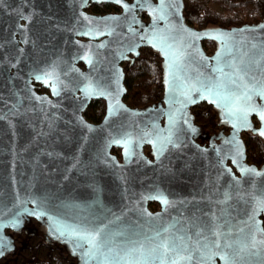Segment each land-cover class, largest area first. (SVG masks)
Wrapping results in <instances>:
<instances>
[{"label": "water", "instance_id": "obj_1", "mask_svg": "<svg viewBox=\"0 0 264 264\" xmlns=\"http://www.w3.org/2000/svg\"><path fill=\"white\" fill-rule=\"evenodd\" d=\"M101 1L121 12L87 11ZM183 11L0 0V259L16 248L6 230L35 218L83 264H264V164L246 162L241 136L264 141V18L198 30ZM145 46L162 59L164 96L135 109L122 63ZM93 100L100 122L84 115ZM202 103L229 127L204 144L191 115Z\"/></svg>", "mask_w": 264, "mask_h": 264}, {"label": "trees", "instance_id": "obj_2", "mask_svg": "<svg viewBox=\"0 0 264 264\" xmlns=\"http://www.w3.org/2000/svg\"><path fill=\"white\" fill-rule=\"evenodd\" d=\"M183 17L196 29L210 27L242 26L260 23L264 18V0H183ZM107 8V9H106ZM103 5H92L89 11L100 14L108 10ZM203 49L211 55L216 50L214 41H204ZM139 57L130 58L123 65V85L126 88L124 102L135 109L148 108L156 104L164 96L163 62L157 51L145 46L139 50ZM105 102L93 100L84 111L87 120L100 122L105 113ZM194 122L203 129L198 141L204 144L208 139L222 130L229 131L226 123H222L214 108L206 103L191 108ZM253 124L258 127L259 121L254 118ZM244 141L245 157L248 164L260 167L264 164V141L250 131L241 134ZM150 154V148L145 147ZM120 150L113 148L111 152L120 157ZM264 225V217L262 219ZM16 248L0 259V264H76L59 242L54 241L46 232H42L35 223L26 225L18 235Z\"/></svg>", "mask_w": 264, "mask_h": 264}, {"label": "flooded vegetation", "instance_id": "obj_3", "mask_svg": "<svg viewBox=\"0 0 264 264\" xmlns=\"http://www.w3.org/2000/svg\"><path fill=\"white\" fill-rule=\"evenodd\" d=\"M128 1H132V0H128ZM103 4H104V6H107L109 8H108V10H106L105 12L100 13V14H107V13H110V12H113V13H120L121 12V9L118 6H115L112 3H107V2H104V1H101L99 3H96V2L95 3H92L91 2V3H89V6L88 7H90L92 5L99 6V5H103ZM87 11H89V9H87ZM91 13L96 14L94 12H91ZM100 14H96V15H100ZM139 16H140V19H142V21L145 22V23L150 20L149 17L144 12L143 13L140 12L139 13ZM81 66H83V65H81ZM36 90H38L39 92H42V93H49V89H45V88L41 87L39 84H37ZM218 116H219V114H218ZM223 134L224 133L221 130L219 134L211 137V141L219 140L221 137H223ZM149 208H150L151 211H158V210H160L161 207H160V204H158L155 201H152L151 203H149ZM33 223H36V224L37 223H40V224H42V222L40 221V219L37 220L35 218H30V220H27L26 221V225H31ZM6 233H8V235H12L13 236V238L15 240V244L17 243L18 235L21 234V232L20 233H13V232H11L9 230H6ZM54 241H57V240H54ZM69 242L71 243V241H69ZM67 244H68V242H67ZM61 245L67 250L66 246H64L65 244H62L61 243ZM78 252H79V255H78V257L76 259L73 256L72 257L75 259V263H76V261H78L79 263L83 264V261L85 259L83 249H80Z\"/></svg>", "mask_w": 264, "mask_h": 264}, {"label": "rangeland", "instance_id": "obj_4", "mask_svg": "<svg viewBox=\"0 0 264 264\" xmlns=\"http://www.w3.org/2000/svg\"><path fill=\"white\" fill-rule=\"evenodd\" d=\"M205 130H208V128H206V129H203L202 127H201V132H203V131H205ZM227 133V132H226ZM35 225L42 231V232H46L47 233V231H46V228H45V226H43L42 224H40V223H35ZM52 238V237H51ZM67 249H68V247H67ZM68 251H71L70 249H68ZM78 254H77V252H75V256H74V258L76 259V256H77Z\"/></svg>", "mask_w": 264, "mask_h": 264}, {"label": "snow or ice", "instance_id": "obj_5", "mask_svg": "<svg viewBox=\"0 0 264 264\" xmlns=\"http://www.w3.org/2000/svg\"><path fill=\"white\" fill-rule=\"evenodd\" d=\"M261 118L264 119V114H262ZM261 135H264V131L261 132ZM3 246H4V242L0 240V247H3Z\"/></svg>", "mask_w": 264, "mask_h": 264}]
</instances>
